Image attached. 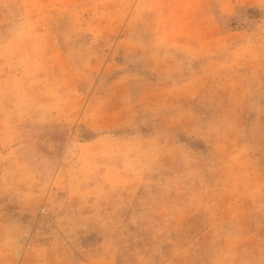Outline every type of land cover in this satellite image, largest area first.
I'll return each instance as SVG.
<instances>
[{
  "label": "rangeland",
  "instance_id": "obj_1",
  "mask_svg": "<svg viewBox=\"0 0 264 264\" xmlns=\"http://www.w3.org/2000/svg\"><path fill=\"white\" fill-rule=\"evenodd\" d=\"M0 264H264V0H0Z\"/></svg>",
  "mask_w": 264,
  "mask_h": 264
}]
</instances>
